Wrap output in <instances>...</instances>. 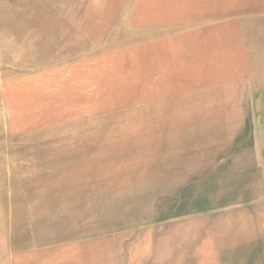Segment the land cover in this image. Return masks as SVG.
Here are the masks:
<instances>
[{
    "label": "rangeland",
    "instance_id": "374dc122",
    "mask_svg": "<svg viewBox=\"0 0 264 264\" xmlns=\"http://www.w3.org/2000/svg\"><path fill=\"white\" fill-rule=\"evenodd\" d=\"M74 1L0 0V264H10L14 244H26L29 214L44 204H100L101 219L146 221L133 230L162 226L164 241L173 226L200 216L212 240H264L262 92L233 107L246 117L229 122L235 137L210 129L215 135L168 137L159 147L154 134L166 121L157 112L170 106L127 109L123 91L79 96L76 62L102 53L92 52L93 40L109 36L110 48L161 32L125 30L123 8L88 11L114 17L106 34L102 25H78ZM206 144L226 152L199 151Z\"/></svg>",
    "mask_w": 264,
    "mask_h": 264
},
{
    "label": "crops",
    "instance_id": "0c3cea01",
    "mask_svg": "<svg viewBox=\"0 0 264 264\" xmlns=\"http://www.w3.org/2000/svg\"><path fill=\"white\" fill-rule=\"evenodd\" d=\"M68 8L81 10L76 24L102 25L105 34L114 17L89 16V10L123 8L125 30L161 32L110 48L103 47L109 36L93 40L92 52L102 53L76 62L79 96L123 91L127 109L170 106L171 112H157L166 121L154 134L159 147L168 137L215 135L210 129L236 136L230 129L237 125L229 122L246 117L233 107L250 105L256 91L264 96V0H76ZM205 146L199 151L226 152ZM52 198L45 195L48 202ZM101 214L100 204H44L29 214L30 236L22 247L13 245L10 264H264V240H212L206 216L173 226L170 241H164L162 226L133 230L146 221L115 224ZM4 256L0 247V263Z\"/></svg>",
    "mask_w": 264,
    "mask_h": 264
}]
</instances>
